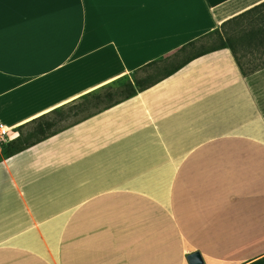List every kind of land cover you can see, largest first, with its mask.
Masks as SVG:
<instances>
[{"label":"crops","instance_id":"1","mask_svg":"<svg viewBox=\"0 0 264 264\" xmlns=\"http://www.w3.org/2000/svg\"><path fill=\"white\" fill-rule=\"evenodd\" d=\"M264 0H0V121L19 127ZM0 264H264V67L203 54L13 155Z\"/></svg>","mask_w":264,"mask_h":264},{"label":"trees","instance_id":"2","mask_svg":"<svg viewBox=\"0 0 264 264\" xmlns=\"http://www.w3.org/2000/svg\"><path fill=\"white\" fill-rule=\"evenodd\" d=\"M230 48L244 74L264 67V2L225 21L205 35L182 46L172 56L150 62L133 73L87 93L60 108L19 127L20 134L4 144L8 155L50 137L73 123L135 95L173 74L191 60L222 48ZM29 124L34 126L25 131Z\"/></svg>","mask_w":264,"mask_h":264},{"label":"built area","instance_id":"3","mask_svg":"<svg viewBox=\"0 0 264 264\" xmlns=\"http://www.w3.org/2000/svg\"><path fill=\"white\" fill-rule=\"evenodd\" d=\"M12 130V127L0 121V147L7 141Z\"/></svg>","mask_w":264,"mask_h":264},{"label":"water","instance_id":"4","mask_svg":"<svg viewBox=\"0 0 264 264\" xmlns=\"http://www.w3.org/2000/svg\"><path fill=\"white\" fill-rule=\"evenodd\" d=\"M189 261L191 264H200L203 262L202 254L199 251H196L189 255Z\"/></svg>","mask_w":264,"mask_h":264},{"label":"rangeland","instance_id":"5","mask_svg":"<svg viewBox=\"0 0 264 264\" xmlns=\"http://www.w3.org/2000/svg\"><path fill=\"white\" fill-rule=\"evenodd\" d=\"M118 80L119 79H117V80H115V81H113L111 83H118ZM33 126H34L33 124H29L28 127H26L24 130L27 131V130L31 129Z\"/></svg>","mask_w":264,"mask_h":264}]
</instances>
